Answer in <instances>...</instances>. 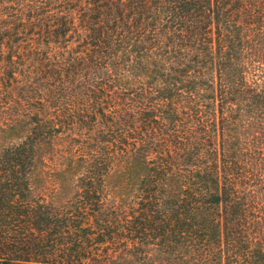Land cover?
I'll return each mask as SVG.
<instances>
[{"label":"trees","instance_id":"obj_1","mask_svg":"<svg viewBox=\"0 0 264 264\" xmlns=\"http://www.w3.org/2000/svg\"><path fill=\"white\" fill-rule=\"evenodd\" d=\"M0 264H264V0H0Z\"/></svg>","mask_w":264,"mask_h":264},{"label":"rangeland","instance_id":"obj_2","mask_svg":"<svg viewBox=\"0 0 264 264\" xmlns=\"http://www.w3.org/2000/svg\"><path fill=\"white\" fill-rule=\"evenodd\" d=\"M17 136H18V135H17ZM17 136H15V135L9 136V138L6 139V140H13V139L17 138Z\"/></svg>","mask_w":264,"mask_h":264}]
</instances>
